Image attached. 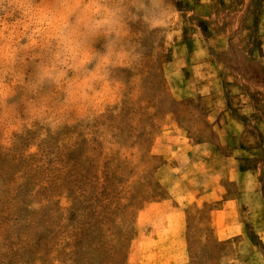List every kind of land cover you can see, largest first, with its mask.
<instances>
[{
    "label": "rangeland",
    "instance_id": "rangeland-1",
    "mask_svg": "<svg viewBox=\"0 0 264 264\" xmlns=\"http://www.w3.org/2000/svg\"><path fill=\"white\" fill-rule=\"evenodd\" d=\"M136 5L82 114L0 125V264H264V6Z\"/></svg>",
    "mask_w": 264,
    "mask_h": 264
},
{
    "label": "clouds",
    "instance_id": "clouds-1",
    "mask_svg": "<svg viewBox=\"0 0 264 264\" xmlns=\"http://www.w3.org/2000/svg\"><path fill=\"white\" fill-rule=\"evenodd\" d=\"M136 0H16L0 24V125L53 126L82 114L112 72L135 59L126 18Z\"/></svg>",
    "mask_w": 264,
    "mask_h": 264
},
{
    "label": "crops",
    "instance_id": "crops-1",
    "mask_svg": "<svg viewBox=\"0 0 264 264\" xmlns=\"http://www.w3.org/2000/svg\"><path fill=\"white\" fill-rule=\"evenodd\" d=\"M260 2H261V5L264 6V0H260ZM261 262H262V261H261Z\"/></svg>",
    "mask_w": 264,
    "mask_h": 264
}]
</instances>
